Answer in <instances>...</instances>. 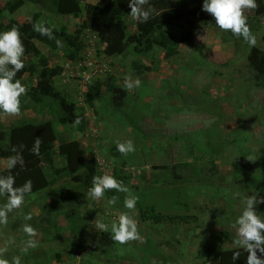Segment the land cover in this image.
<instances>
[{
	"label": "rangeland",
	"instance_id": "374dc122",
	"mask_svg": "<svg viewBox=\"0 0 264 264\" xmlns=\"http://www.w3.org/2000/svg\"><path fill=\"white\" fill-rule=\"evenodd\" d=\"M81 2L94 4L96 0ZM3 5L4 0L0 8ZM125 21L129 33L136 31L129 15ZM9 22L17 25L25 37L39 22L57 28L65 26L70 32L80 24L74 17L55 16L30 2L23 3L9 17L7 14L4 24ZM256 27V32L250 29L257 44L249 46L243 38L201 22L182 21L167 26L165 29L179 39L178 54L171 58H166L158 47H153L147 56H138L129 49L120 56L107 57L96 37L83 32L84 46L71 65L74 73L83 62L96 59L107 65L108 73L122 88L126 76L133 81L138 78L140 86L132 91L124 88L126 97L117 107L102 88L94 110L84 104L76 80H69L72 71L67 81L60 73L55 76L57 89L70 93L76 114L85 117L83 126L60 124L48 107L40 109L34 104L16 117L0 112V122L9 126L22 118L52 120L59 143L77 140L84 158L94 159L95 176L111 174L110 146L131 140L135 151L128 154L125 168L132 176L126 184L130 191L122 193V199L120 192L115 204L106 198L93 200L88 196L90 185L82 182L85 167L74 174H56L54 170L64 162L55 157L53 169L44 167L48 180H53L51 186L25 197L22 209L9 213L7 225H0V248H7L0 258L12 262L19 256L21 264H77L80 260L108 264H217L215 254L208 252L210 247L234 248L235 238L225 235L224 225L235 223L248 196H264V82L254 79L247 65L253 47L264 52V17ZM33 45L46 56L51 69L61 67L63 60L56 49L35 40ZM132 63L143 65V72L137 74ZM22 84L29 90L36 82L25 75ZM193 155L204 159L195 161ZM162 165L167 168L154 169ZM5 168L0 158V171ZM143 174L145 179L141 180ZM175 175L181 181H175ZM79 176L81 182L76 179ZM135 185L146 194L144 205L163 215L193 216L196 222H143L136 209L124 207L126 197L137 196L138 191L130 189ZM75 191L80 194L73 199ZM6 202L7 198L0 196V207ZM257 211L264 217V204L258 205ZM125 212L138 222L142 239L125 245L116 243V255L98 249L96 240L102 232L92 222L98 218L111 225ZM29 213L32 219L25 220ZM25 224L36 229L39 241V246L29 248L27 253L21 251L29 239L23 231ZM54 227L62 228L61 238ZM75 241L84 248L68 249Z\"/></svg>",
	"mask_w": 264,
	"mask_h": 264
},
{
	"label": "trees",
	"instance_id": "16d2710c",
	"mask_svg": "<svg viewBox=\"0 0 264 264\" xmlns=\"http://www.w3.org/2000/svg\"><path fill=\"white\" fill-rule=\"evenodd\" d=\"M2 1V0H0ZM82 0H4V5L0 8V33L8 31L13 25L12 22L4 24V20L9 17V14L15 13L18 8L26 2L36 4L58 17L67 18L74 17L78 19L80 24H77L73 31L62 28H53L54 36L62 41V47H57L54 40L48 39L46 36H41L33 29L28 32V36H24L21 31V38L25 45L26 53L23 57L24 68L17 73V79L21 82L24 76L35 78L37 83L35 86H30L27 94L21 97V114L29 110L31 105L39 107L40 109H49L52 115L57 116L56 119L60 124L73 125V122L79 118L83 126L85 117L76 114V104L73 101L70 93L65 90H59L54 85V77L61 73V67L51 69L48 66V59L38 52V49L33 45V40L48 46L49 48L56 49L61 55L63 61L73 60L76 61L78 53L84 46L81 39L83 32L86 30L92 32L98 40L100 46H103L102 53L107 57L120 56L127 50L131 49L134 54L138 56H147L153 47H158L164 51L166 58H171L178 54L179 39L172 33L168 32L165 27L176 26L182 21L188 24L193 22H201L216 26L214 18L207 12L202 10L204 0H150L151 5L145 7H154L152 16L147 22L135 21L136 31L129 33L126 25L125 18L130 13L131 9L128 6L129 0H96V3H85ZM259 4L258 9L249 10L248 25L254 28L259 23V19L264 17V0H257ZM199 6V8H197ZM39 13L33 16L34 19L39 17ZM47 27L52 25L45 24ZM17 26V25H16ZM18 27V26H17ZM19 28V27H18ZM20 29V28H19ZM189 35V32L185 33ZM29 38L31 41H29ZM264 43V34L261 37ZM248 70L254 76V79L264 82V52L253 47L247 56ZM109 67V66H108ZM132 69L137 73L143 72V65L132 63ZM102 88L107 95L111 96L114 100V106L121 105L126 97V90L117 84L115 77L107 72L102 81L96 80L87 92L84 93V104L90 109L95 110L94 101L101 97ZM29 99V100H28ZM30 103H29V102ZM58 110V113H53ZM60 116H59V115ZM41 119V118H40ZM40 136L43 140L40 154H33L30 149L32 148L34 138ZM25 145L22 155L25 160V165L21 168L19 165L12 169L11 172L5 168L0 171V176H7L9 174L16 177L17 186L22 185L26 180L31 179L33 182V190L30 195H34L53 183L48 180L45 175L44 167H55V157H59L64 162V165L59 170H54L56 174H74L77 173L82 166L83 181L90 185L93 176H95L94 159L86 160L84 158V150L81 148L77 140L60 142L58 134H56L52 120H39L33 121L31 118H22L11 123L9 126L0 122V158L5 160L7 157L14 155L12 148L14 146ZM58 144V148H55ZM109 156L112 160L113 176L118 181H122L126 185L132 176L126 172L125 168L128 162V155L124 156L117 150V145H111L109 148ZM203 156L193 155V160H203ZM207 160V159H206ZM167 166H158L154 169H166ZM175 181H181L180 176L175 175ZM81 182V176H79ZM145 179L143 174L140 178ZM132 191H138L135 185L130 188ZM119 193V194H117ZM122 193L116 191H106L105 198L110 200L113 196L122 199ZM78 192H74L73 199L79 198ZM86 194V192H85ZM26 196V197H27ZM7 198L6 196H1ZM136 198V212L139 213L140 219L143 222H150L151 224H183L186 222H196L193 216H177V215H163L156 212L154 207H149L145 204L146 194L144 190L138 191ZM66 199L65 196H62ZM178 204L181 205L180 202ZM145 206V210H143ZM234 223L230 222L227 226L224 225L225 235L236 238V228ZM55 226V225H53ZM58 232L60 238L62 237V228L54 227ZM61 230V231H60ZM116 242L112 239L111 230L102 232L97 240L96 247L102 251L110 250L114 254ZM70 250H82L84 244L80 242H73L67 247ZM237 249L216 250L210 247L208 252L215 254L217 264H247V253L241 251V256L233 261L231 259L232 253ZM116 255V254H115ZM114 255V256H115ZM259 255V253H258ZM12 264V262H9ZM77 264H108V263H94L90 260H80Z\"/></svg>",
	"mask_w": 264,
	"mask_h": 264
},
{
	"label": "clouds",
	"instance_id": "9594fccd",
	"mask_svg": "<svg viewBox=\"0 0 264 264\" xmlns=\"http://www.w3.org/2000/svg\"><path fill=\"white\" fill-rule=\"evenodd\" d=\"M151 5L150 0H129L128 6L131 11L128 14L133 21L147 22L153 14L154 7H145ZM259 4L257 0H204L202 10L210 14L217 27L225 32H231L237 38L255 46L257 39L253 35L250 26L248 25L247 10L258 9ZM47 27L44 22H39L33 25V30L41 36H46L50 40H54L57 47H62V41L54 36L53 28ZM88 31V30H86ZM94 38L95 35L89 31ZM97 39V38H96ZM99 44V43H98ZM26 49L21 38V31L13 25L10 30L0 33V112L6 116L16 117L21 115V97L27 94V88L22 84L20 79H17V73L24 68V60ZM90 57V56H89ZM88 60V58L86 59ZM73 60L63 61L61 65V74L67 81V77L71 74ZM83 62L77 73L72 71V76L69 80H76L78 88L81 90V76L83 72H89L99 66H104V71L98 72L93 76L89 83L85 86L86 90L79 94L84 95L93 85L94 81L103 78L107 72V65L100 63L94 59L90 62L89 67H86ZM66 70V71H64ZM59 76V74L57 75ZM36 83L37 80L32 78ZM54 77V85L57 87V82ZM65 84V83H64ZM141 81L137 78L134 81L130 76L124 79V88L132 91L139 87ZM36 84L32 85L35 86ZM61 86V85H59ZM84 98V97H83ZM81 123L77 118L73 122V126H78ZM43 140L40 136H36L33 141L30 151L39 155ZM25 145L21 144L18 147L14 146L12 152L15 153L4 160V166L11 172L18 165L23 168L25 160L22 152ZM117 150L124 156L135 151V146L131 140L117 144ZM112 171V170H111ZM92 186L88 190V196L93 200H102L105 198L106 191H116L128 193L129 188L118 181L111 174H104L102 176H93ZM33 190V182L31 179L26 180L22 185L17 186L16 177L14 175L0 176V196H6L7 202L0 207V225H7L8 214L14 210L22 209L25 203V197ZM237 195H239L237 193ZM118 197L113 196L108 202L110 204L117 203ZM245 206L241 215L236 219L234 227L236 228L237 236L233 240V246L237 249L232 253L231 259L237 260L241 256V251L246 252L247 264H264V217L257 211V206L264 204V196L259 193L252 194L247 197L244 202ZM136 206V198L133 196L126 197L124 200V207L130 211H134ZM25 220H31L32 215L29 213L24 216ZM95 228L101 232H108L111 228L112 239L120 245L128 244L132 241L141 240L142 237L138 230V222L129 215L128 212L121 213L118 222L113 221L111 225L104 223L96 218L92 222ZM23 231L29 237L25 242V246L21 249L22 252L27 253L29 248H36L39 246V241L36 239L38 233L30 224L23 226ZM116 245V244H115ZM115 247V246H114ZM7 252V248H0V257ZM259 253V255H258ZM0 264H9L7 259L0 258ZM12 264H21L19 256L13 257Z\"/></svg>",
	"mask_w": 264,
	"mask_h": 264
},
{
	"label": "built area",
	"instance_id": "2783aa9c",
	"mask_svg": "<svg viewBox=\"0 0 264 264\" xmlns=\"http://www.w3.org/2000/svg\"><path fill=\"white\" fill-rule=\"evenodd\" d=\"M90 62L86 63V67H89ZM104 71V66H99L95 70L92 69L89 72H83V75L81 76V92H84L86 90V85L89 83V81L95 76L96 73Z\"/></svg>",
	"mask_w": 264,
	"mask_h": 264
}]
</instances>
